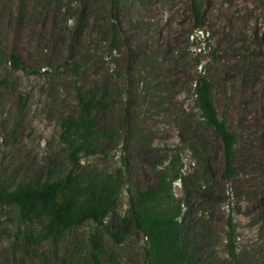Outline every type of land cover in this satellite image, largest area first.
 Wrapping results in <instances>:
<instances>
[{
  "label": "rangeland",
  "instance_id": "rangeland-1",
  "mask_svg": "<svg viewBox=\"0 0 264 264\" xmlns=\"http://www.w3.org/2000/svg\"><path fill=\"white\" fill-rule=\"evenodd\" d=\"M201 73L235 137L230 176L221 137L195 107ZM94 87L109 94L93 114L99 150L74 166L61 122ZM174 156L195 264H234L230 219L238 264H264V0H0V186L99 179L123 161L129 178L99 230L111 258H93L89 223L26 244L42 225L0 206V264H145L146 240L122 218Z\"/></svg>",
  "mask_w": 264,
  "mask_h": 264
},
{
  "label": "trees",
  "instance_id": "trees-1",
  "mask_svg": "<svg viewBox=\"0 0 264 264\" xmlns=\"http://www.w3.org/2000/svg\"><path fill=\"white\" fill-rule=\"evenodd\" d=\"M194 15L199 27L200 13L197 4ZM17 69L21 63L13 56ZM70 67L78 70L77 64ZM195 107L206 126L215 129L224 145L226 170L232 173L231 161L235 154V137L229 133L226 125L218 117L210 97V83L202 73L195 80L193 87ZM80 115L62 120L66 143L70 151V162L76 166L81 157L96 155L99 150L97 132L93 120L95 111H104L109 94L106 89L91 88L87 97L80 96ZM102 135V134H100ZM178 156L163 168L157 186L137 198L130 200L123 223H132L134 230L140 232L146 240L145 264H195L184 244V235L180 217L183 207L175 197L173 185L182 178L178 167ZM127 164L99 179L80 178L76 174L59 180L48 179L43 183H26L15 190L0 186V206H14L21 218L42 225L38 234H30L26 244L40 245L46 240H57L65 231L84 224H93L95 230L90 234L93 258L99 261L102 256H109L103 244L99 230L107 225L110 214L115 210L128 181ZM227 250L234 264L237 262V244L235 227L232 220L227 222Z\"/></svg>",
  "mask_w": 264,
  "mask_h": 264
}]
</instances>
